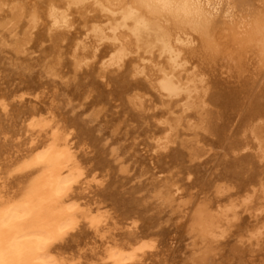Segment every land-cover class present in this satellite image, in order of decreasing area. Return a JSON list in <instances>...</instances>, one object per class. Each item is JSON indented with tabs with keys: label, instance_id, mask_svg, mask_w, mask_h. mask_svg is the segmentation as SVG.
I'll list each match as a JSON object with an SVG mask.
<instances>
[{
	"label": "bare ground",
	"instance_id": "obj_1",
	"mask_svg": "<svg viewBox=\"0 0 264 264\" xmlns=\"http://www.w3.org/2000/svg\"><path fill=\"white\" fill-rule=\"evenodd\" d=\"M0 209L2 264H264V0H0Z\"/></svg>",
	"mask_w": 264,
	"mask_h": 264
},
{
	"label": "rangeland",
	"instance_id": "obj_2",
	"mask_svg": "<svg viewBox=\"0 0 264 264\" xmlns=\"http://www.w3.org/2000/svg\"><path fill=\"white\" fill-rule=\"evenodd\" d=\"M25 2H26V0H25ZM233 55H232V52H230V51H228V55H225V57H224V64H225V67L227 66H231V63L233 62V64H234V60H233V57H232ZM229 57H231V58H229ZM227 60H226V59ZM224 70H226L225 68H223Z\"/></svg>",
	"mask_w": 264,
	"mask_h": 264
},
{
	"label": "snow or ice",
	"instance_id": "obj_3",
	"mask_svg": "<svg viewBox=\"0 0 264 264\" xmlns=\"http://www.w3.org/2000/svg\"><path fill=\"white\" fill-rule=\"evenodd\" d=\"M4 211L3 209H0V225H2L3 220H4ZM2 264V262H0Z\"/></svg>",
	"mask_w": 264,
	"mask_h": 264
}]
</instances>
